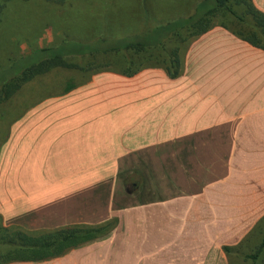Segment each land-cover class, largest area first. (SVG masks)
Returning a JSON list of instances; mask_svg holds the SVG:
<instances>
[{
  "label": "crops",
  "instance_id": "crops-1",
  "mask_svg": "<svg viewBox=\"0 0 264 264\" xmlns=\"http://www.w3.org/2000/svg\"><path fill=\"white\" fill-rule=\"evenodd\" d=\"M255 2L264 9L262 0ZM183 60V73L176 78L162 67L146 66L132 76L105 72L86 83L69 84L60 100L50 95L36 101L12 126L1 130V183L10 182L16 151L28 144L34 152L39 147L47 152H84L83 158L70 162L76 166L86 165L87 152L158 151V166L206 172L201 178L175 174L173 182L164 177L157 201L132 204L123 242L126 249L117 251L122 244L116 246L108 238L35 263L237 264L240 260H232L226 246L237 256L253 252L260 244L264 236V49L252 46L226 24L214 23L192 40ZM24 119L30 123L24 125ZM40 172L43 180L48 179L43 167ZM32 195L22 193L20 201L36 211L40 198ZM50 198L45 205L49 210L43 206L47 214L62 215L51 228L71 223L64 217L70 199H83L86 206L84 190ZM158 218L166 233L158 245L148 244L145 238L132 240L136 224L142 220L152 224L151 219ZM138 243H143L142 248H137ZM105 245L116 246L113 254L95 248Z\"/></svg>",
  "mask_w": 264,
  "mask_h": 264
},
{
  "label": "rangeland",
  "instance_id": "rangeland-1",
  "mask_svg": "<svg viewBox=\"0 0 264 264\" xmlns=\"http://www.w3.org/2000/svg\"><path fill=\"white\" fill-rule=\"evenodd\" d=\"M200 1L66 0L65 3L60 4L48 0H0V92L7 81L12 84L15 76L21 74L24 68L22 67L24 63L20 62L21 58L39 48L58 44L65 39L87 41L100 36L121 37L145 32L152 26L193 14ZM252 2L264 12L255 0ZM262 3L264 6V0ZM213 22L226 24L232 28L239 26L233 18L221 13L216 15ZM71 59L72 66L53 67L22 83L10 97L0 98V133L2 129L12 126L17 118L29 111L30 105L36 101L50 95L54 96L55 101L60 100V96L67 91L69 84L86 83L88 79L99 73L122 74L110 69L99 71V66H103L104 62H112L120 67V63L124 61L122 54L93 60L81 57ZM153 59L144 60L141 67L155 64ZM13 63L19 64L12 66ZM29 123V119H24V125ZM32 146L28 144L23 146L22 150L19 148L16 151L17 158L10 167V182H0V208L4 204L9 206V209H0L1 226L33 232L77 224L94 226L108 221H114L116 224L109 235L73 248L65 254L108 238L114 239L112 242L116 246L122 244L120 247L114 246L117 251L126 249L123 242L126 241L129 218H131L128 215V208L132 204L157 201L160 183L164 181V177L168 178L167 181L173 182L175 174L201 178L206 173L203 168L158 166V151L87 152L86 165L76 166L70 162L83 158L84 152L73 150L47 152V149L40 147L34 152L31 150ZM42 167L44 174L48 176L46 180L42 179L40 172ZM210 173L218 174L215 169L214 171L210 169ZM83 176L85 183L82 182ZM16 177L27 182H17ZM80 190H84L86 194L85 208L83 199L79 201L81 206L78 207V199H70L71 204L65 209L64 217L70 219L71 223L51 228V223L62 215L47 214L44 207L49 210L45 205L52 200L50 197H56L58 193L70 196L71 193ZM22 193L39 196L40 206L36 211L27 206L26 201H20ZM17 197L19 205L16 206ZM151 220L152 224L151 222L145 224L144 220L136 224L132 230V240L142 241L145 238L150 240L148 244L156 246L160 239L162 241L165 238L166 233L162 231L160 219ZM138 244L140 245L137 248L143 246V243ZM105 246L95 248L101 254H113L114 247ZM233 253H229L230 258L234 260L236 257L240 260L237 264L251 263V260H245L242 256H235ZM15 262L23 264L21 260L0 264ZM26 262H28L26 264H38L35 263L37 261Z\"/></svg>",
  "mask_w": 264,
  "mask_h": 264
},
{
  "label": "trees",
  "instance_id": "trees-1",
  "mask_svg": "<svg viewBox=\"0 0 264 264\" xmlns=\"http://www.w3.org/2000/svg\"><path fill=\"white\" fill-rule=\"evenodd\" d=\"M48 1L60 4L66 2ZM219 13L230 16L239 25L236 28L227 25L236 35L264 49V12L252 0H201L193 14L152 26L145 32L121 37L100 36L87 41L65 39L58 44L39 48L21 58L20 62L24 63L21 74L15 76L12 84L7 81L3 85L0 98L10 97L22 83L53 67L72 66L73 57L93 60L122 54L124 61L120 67L112 62H104L103 66H99V71L110 69L127 76L139 72L144 60L154 58L155 64L149 66L162 67L170 77H179L183 73V57L189 44L214 25L213 21ZM18 64L13 63L12 66ZM115 225L114 221H108L94 226L77 224L33 232L20 228L12 230L0 225V263L13 260L42 261L58 257L73 248L109 235ZM224 249L228 253L233 252L227 246ZM237 255L251 260L250 264H264V236L253 252Z\"/></svg>",
  "mask_w": 264,
  "mask_h": 264
}]
</instances>
